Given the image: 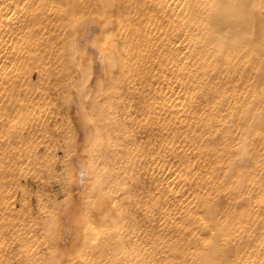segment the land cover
Masks as SVG:
<instances>
[{
	"label": "bare ground",
	"instance_id": "6f19581e",
	"mask_svg": "<svg viewBox=\"0 0 264 264\" xmlns=\"http://www.w3.org/2000/svg\"><path fill=\"white\" fill-rule=\"evenodd\" d=\"M0 264H264V0H0Z\"/></svg>",
	"mask_w": 264,
	"mask_h": 264
}]
</instances>
